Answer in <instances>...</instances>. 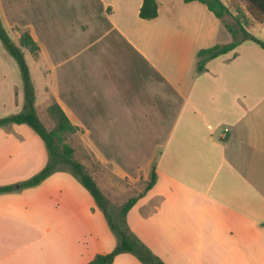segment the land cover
Instances as JSON below:
<instances>
[{
  "label": "crops",
  "instance_id": "0c3cea01",
  "mask_svg": "<svg viewBox=\"0 0 264 264\" xmlns=\"http://www.w3.org/2000/svg\"><path fill=\"white\" fill-rule=\"evenodd\" d=\"M22 1L38 10V29L15 27L39 44L47 107L54 99L81 128L74 134L107 187L144 193L127 214L142 242L167 264H264V48L245 40L199 72V50L234 40L200 2L156 0L158 17L145 20L144 0H65L69 20L54 9L60 0ZM246 28L264 41V22ZM10 64L0 63V118L24 107ZM48 160L30 126L0 127V187ZM114 243L104 212L68 171L0 192V264H90ZM109 264L144 263L120 254Z\"/></svg>",
  "mask_w": 264,
  "mask_h": 264
},
{
  "label": "trees",
  "instance_id": "16d2710c",
  "mask_svg": "<svg viewBox=\"0 0 264 264\" xmlns=\"http://www.w3.org/2000/svg\"><path fill=\"white\" fill-rule=\"evenodd\" d=\"M186 3L200 2L215 14L216 17L225 22L227 29L233 34L234 40L231 43L223 45H215L210 48L199 50L198 56V71L203 72L206 69V64L221 55H224L236 49L245 40H252L264 48V41L249 32L246 24L238 15H233L230 7L223 0H183ZM247 4L249 13L258 22H264V0H242ZM159 15V7L156 0H144L140 9V17L145 20L157 18ZM234 16L236 27L227 23L226 17ZM241 35V36H240ZM0 39L5 48L17 61L22 78L24 90V107L19 113L0 118V127L9 124H27L30 126L45 143L49 160L47 165L31 178L14 183L11 185L1 186L0 192L13 191L18 188L33 187L39 185L47 177L57 171L71 172L75 177L79 178L85 188L91 193L96 200L98 206L103 210L107 221L113 232L118 236L119 242L116 249L106 255H99L91 264H109L113 262L116 256L122 252H132L144 264H167L159 256L142 243L133 233H131L128 223L127 214L132 207L137 203L139 198L144 194L131 197L120 210H117L116 220L109 210L110 201L105 197L103 192L98 187L93 177L87 172L85 166L80 163L75 157V149L66 142L65 135L74 134L81 131V128L74 124L65 110L57 101H53L49 106L50 115L55 118L56 126L49 130L40 120L36 107V92L34 83L31 77L30 68L25 58L24 48L31 51L33 54L39 52L40 47L38 42L28 31H24L20 36V44L17 45L9 36L6 29L3 27L0 19ZM157 181V173L153 168L151 179L145 189V192L150 190Z\"/></svg>",
  "mask_w": 264,
  "mask_h": 264
},
{
  "label": "rangeland",
  "instance_id": "374dc122",
  "mask_svg": "<svg viewBox=\"0 0 264 264\" xmlns=\"http://www.w3.org/2000/svg\"><path fill=\"white\" fill-rule=\"evenodd\" d=\"M65 4H66L65 0H60V4L58 3L59 7H54V9L57 12H59L61 10V13L67 19L71 20V19H73V17H75L74 16L75 15V9L72 8V6H69V7L65 6ZM73 4L74 3H72V5ZM74 7L76 9L79 8V6H76V5ZM229 7L232 9L233 15L240 16L246 25L249 23V21H252V19H254L253 16L249 13V11L247 9V4L242 0H233L232 2H230ZM33 10H35V14H34ZM25 12L27 13V15L29 17H33V18L28 19L26 21ZM58 15L59 14L56 13V16H58ZM36 16H38V17H36ZM233 17L234 16H227L225 21L227 23H229L230 25L236 27L235 20ZM0 19H1V23H2L3 27L6 29L9 36L11 37V39L17 45H19V39L18 38L24 32V30H20V29L16 28L15 26H17V25L21 26L22 25L24 27L26 26V28H29V25H30V28H32L34 26L36 29H38L39 22H40L38 10L34 9V7H33L32 11H28V7H25L22 0H0ZM42 24H44V23H42ZM248 26H250V25H248ZM26 30H28V29H26ZM64 32L69 33L70 31L68 28H66L64 30ZM63 39L65 41L66 37H63ZM49 50L51 51L53 49H49ZM83 51H84V49H77V52H76L78 55L77 62L80 64L86 62V57L84 54L85 52H83ZM24 52H25V58H26L28 66L30 68L31 77H32L34 87H35V92H36L35 107H36L37 114H38L40 120L46 126V128L49 130H52L56 126V120H55V118H53L50 115L48 108L52 104L54 99L49 102V106L47 107V103H46L47 102L46 101L47 95L45 93L46 88H45L44 79H43V77H44L43 76V68L41 67V65H39V63H38L39 61L35 58L37 56H35L28 49H24ZM53 55L55 56L56 54H53ZM59 55L65 57L68 61L72 60V51L70 49H60ZM2 61H6V62L10 61L11 63H13V66H11V64H10V71L11 72L15 71L14 73H17V75H18L17 77L19 78V81L21 80V82H23L21 70H20V67H19L17 61L8 52V50L5 48L2 40L0 39V63ZM80 73H81V71H80ZM10 125H12V124L6 125V127L10 126ZM64 137H65L66 142L69 143L73 148H75L74 157L80 163H82L85 166L87 172L93 177V179L97 183L100 190L103 192L105 197L110 201L109 210L111 211V213L117 212V210H120L121 206L124 205L130 198L126 197L124 195L120 196L119 195L120 192L116 193L115 189H110L109 187L106 186V184L103 182V180L105 179V176L103 178V172H102L104 170L103 166L100 164H96L97 162L94 159L95 156H94L93 152H89L87 149H85V146L83 145V142H82L81 135H79V134H68V135H65ZM98 171H100L102 173H99ZM69 173L72 174L71 172H69ZM75 178L78 179V181L81 183V185H83L79 178H77V177H75ZM108 192H110L112 196H117L118 199H115V201L111 202L110 198L108 197L109 196ZM97 206H98V204H97ZM99 209L103 212V210L100 207H99ZM113 216L116 220L117 219L116 218L117 213H114ZM105 218H106V216H105ZM106 221H107V218H106ZM107 223H108V221H107ZM127 223H128V221H127ZM108 226L110 227L109 223H108ZM128 227H129V224H128ZM110 229H111V227H110ZM129 229H130L131 233H133L142 242V240L131 230L130 227H129ZM98 231L100 232L101 236H103V237L108 236L107 232H104L99 228H98ZM111 237H112L113 243L115 241V243L113 245L114 247L111 250V252H113L116 249V247L118 246L119 239H118V236L115 234V232L112 231V229H111ZM107 254H109V253H107ZM120 254L121 255H133V256L137 257L132 252H122ZM120 254H118V255H120Z\"/></svg>",
  "mask_w": 264,
  "mask_h": 264
}]
</instances>
